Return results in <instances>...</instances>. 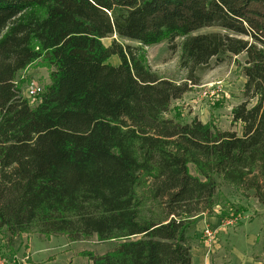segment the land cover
I'll use <instances>...</instances> for the list:
<instances>
[{
    "label": "trees",
    "instance_id": "16d2710c",
    "mask_svg": "<svg viewBox=\"0 0 264 264\" xmlns=\"http://www.w3.org/2000/svg\"><path fill=\"white\" fill-rule=\"evenodd\" d=\"M203 27L217 30L196 33ZM176 38L182 82L152 70L143 49L166 41L174 50ZM241 54L239 134L166 116L203 72ZM36 61L49 83L31 104L18 78ZM222 185L252 189L264 205V0H0L8 243L23 233L95 236L113 246L83 251L91 264H192L196 222L220 204ZM231 205L222 219L239 212ZM262 244L264 261V231Z\"/></svg>",
    "mask_w": 264,
    "mask_h": 264
},
{
    "label": "rangeland",
    "instance_id": "374dc122",
    "mask_svg": "<svg viewBox=\"0 0 264 264\" xmlns=\"http://www.w3.org/2000/svg\"><path fill=\"white\" fill-rule=\"evenodd\" d=\"M211 30H217V27H203L198 29L196 33ZM113 38L119 39L116 35H113L103 38L102 41L105 45H108ZM122 41L127 44L135 45V42L130 40ZM180 41L181 38L175 39L177 47L174 50H169L166 41L143 48L151 69L158 73V75L174 79L177 82L184 81L186 77L185 70L179 66L180 48L178 45ZM243 60L244 56L242 54L232 56V58L207 69L201 74L198 84H192L190 90L185 92L179 99L172 102L166 116L177 117L182 121H189L193 117H196L203 123L210 122L221 130L236 131L239 134L241 131V123L232 120L231 111L233 107L244 100L242 90L246 78L243 76L241 67L238 64V62L242 63ZM109 61L112 64H116L119 59L113 56ZM18 80L19 84L22 86V95L25 96L31 104H35L39 100L40 94L34 97L28 96L27 88L36 84L42 89L48 84L49 68L36 61L20 73ZM211 92H214V94L211 95ZM249 102L253 104L255 99L252 98ZM190 169L194 173V168L192 166H190ZM217 198L220 204L215 206L213 212L219 213L223 205L227 208V206L231 204L234 210L238 209L239 211L236 214L231 211L229 215H240L238 223L235 225H226L225 227L235 228L240 222L253 219H256V225H262V220L264 219V205L259 203L254 197L252 189L222 185L218 190ZM242 209H244L243 213L241 212ZM223 214L225 213L223 212ZM54 236V240L48 244L45 243L44 239L40 240L37 236H31L30 245L32 250L38 248L41 243L42 246L49 248L38 255L35 254L32 256L29 264H91L88 257L83 254V251H92L95 254H102L113 246L112 241L101 242L95 236L76 241L69 240L64 234H57ZM2 237H4V234L0 231V244L2 243ZM64 237L66 240H64ZM17 242H19V240L15 238L14 243L19 246L18 248L11 246L12 249L6 252L0 250V255L10 257L16 254L18 258L23 259L19 264H26L29 260L27 241L25 243V241L20 240L18 244ZM15 244H13V246H16ZM7 245H9L8 242ZM261 249L263 251V244L261 245Z\"/></svg>",
    "mask_w": 264,
    "mask_h": 264
},
{
    "label": "crops",
    "instance_id": "0c3cea01",
    "mask_svg": "<svg viewBox=\"0 0 264 264\" xmlns=\"http://www.w3.org/2000/svg\"><path fill=\"white\" fill-rule=\"evenodd\" d=\"M241 212L243 213V211ZM221 213L222 212H220V214L213 212L210 214H203L196 222L195 234L193 235L191 243L192 264H263V251L261 245L264 231V219L262 220V225H256V219H253L250 221H242L235 228H228L223 225L221 226L223 215ZM205 226H210L216 229L214 236L215 245L210 253H207L206 248L202 243V231ZM32 235L37 236L40 240L44 239L46 244L53 241V238L55 237L54 235L45 237L44 235H39L37 233H23L17 238L19 242L20 240L25 241V243L27 241L29 260L26 264H29L32 256L35 254L38 255L49 248L42 246L41 243L38 248L32 250L30 245ZM64 240H66V238ZM1 242V251L6 252L11 250L12 247H19L14 242L7 245V241H5L4 237H2ZM19 242H17V244ZM13 244L16 246H13Z\"/></svg>",
    "mask_w": 264,
    "mask_h": 264
},
{
    "label": "built area",
    "instance_id": "2783aa9c",
    "mask_svg": "<svg viewBox=\"0 0 264 264\" xmlns=\"http://www.w3.org/2000/svg\"><path fill=\"white\" fill-rule=\"evenodd\" d=\"M42 89L36 85L33 84L27 88V95L34 97L38 96L41 93ZM211 95L214 94V92L210 93ZM240 220V215H231L228 217H225L221 220V225H235ZM216 229L205 226L202 231V242L204 246L206 247L207 253L212 252L213 245H214V236H215ZM22 258H18L16 254L11 255L10 257H6L3 255H0V264H19V262H22Z\"/></svg>",
    "mask_w": 264,
    "mask_h": 264
}]
</instances>
